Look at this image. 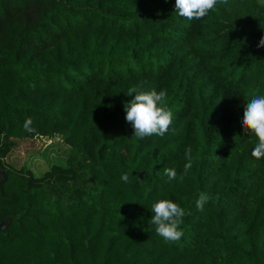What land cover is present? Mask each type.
Wrapping results in <instances>:
<instances>
[{
    "label": "trees",
    "instance_id": "16d2710c",
    "mask_svg": "<svg viewBox=\"0 0 264 264\" xmlns=\"http://www.w3.org/2000/svg\"><path fill=\"white\" fill-rule=\"evenodd\" d=\"M175 2L0 0V264H264V157L243 129L264 96V0L200 20ZM132 86L166 90L163 138L132 137ZM56 136L63 163L5 164L18 142ZM162 199L185 210L178 242L150 222Z\"/></svg>",
    "mask_w": 264,
    "mask_h": 264
},
{
    "label": "clouds",
    "instance_id": "9594fccd",
    "mask_svg": "<svg viewBox=\"0 0 264 264\" xmlns=\"http://www.w3.org/2000/svg\"><path fill=\"white\" fill-rule=\"evenodd\" d=\"M227 4L228 0H176L175 13L188 20H200L208 15L209 10L214 11L219 6ZM259 47L264 48V38L261 39ZM127 95L134 96L124 105L125 119L134 129L132 137L143 140L146 137L157 135L163 138L173 123V113L165 102L166 90L157 92L154 88L143 90L142 86H132L128 89ZM30 123L31 118H28L24 125L25 131L35 132V129L29 128ZM243 129L258 140L251 155L256 159L264 157V96H254L250 102H247L243 113ZM190 153L191 148L189 147L185 153L188 163L184 166L181 180L192 167ZM163 172L169 181L177 178V172L174 168H165ZM120 179L125 183L129 182L127 174H122ZM209 200L208 194L200 193L196 200L197 210L203 211ZM151 211L154 215L150 222L155 226V232L165 242L175 243L183 237L184 233L180 225L183 223V217L186 213L178 203L162 199L151 206Z\"/></svg>",
    "mask_w": 264,
    "mask_h": 264
},
{
    "label": "rangeland",
    "instance_id": "374dc122",
    "mask_svg": "<svg viewBox=\"0 0 264 264\" xmlns=\"http://www.w3.org/2000/svg\"><path fill=\"white\" fill-rule=\"evenodd\" d=\"M68 153L69 148L58 136L49 140L33 138L18 142L4 158V162L16 170L26 168L40 174L51 164L63 163Z\"/></svg>",
    "mask_w": 264,
    "mask_h": 264
},
{
    "label": "water",
    "instance_id": "95a60500",
    "mask_svg": "<svg viewBox=\"0 0 264 264\" xmlns=\"http://www.w3.org/2000/svg\"><path fill=\"white\" fill-rule=\"evenodd\" d=\"M5 181H6L5 170H1L0 171V188ZM7 225H8V220L0 222V232L4 231Z\"/></svg>",
    "mask_w": 264,
    "mask_h": 264
}]
</instances>
